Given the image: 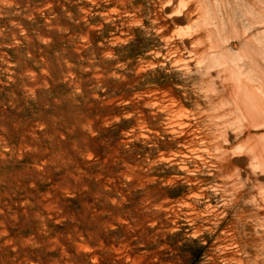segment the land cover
Returning <instances> with one entry per match:
<instances>
[{
	"label": "rangeland",
	"instance_id": "374dc122",
	"mask_svg": "<svg viewBox=\"0 0 264 264\" xmlns=\"http://www.w3.org/2000/svg\"><path fill=\"white\" fill-rule=\"evenodd\" d=\"M185 2L0 0V264H204L221 231L242 240L237 206L190 222L162 205L194 186L166 128L205 131L214 93L187 66Z\"/></svg>",
	"mask_w": 264,
	"mask_h": 264
},
{
	"label": "bare ground",
	"instance_id": "6f19581e",
	"mask_svg": "<svg viewBox=\"0 0 264 264\" xmlns=\"http://www.w3.org/2000/svg\"><path fill=\"white\" fill-rule=\"evenodd\" d=\"M183 5L190 11L186 17L193 33L188 47L193 58L187 66L204 64L206 74L214 70L215 77L204 84L214 93L205 131L196 134L188 118L166 128L181 143L166 155L194 186L176 203L162 205L180 208L190 222L197 216L224 215L227 205L239 207L236 214L247 224L244 237L237 240L221 231L203 263L264 264V0H186ZM174 49L168 54L181 60L183 53ZM168 96L155 100L177 117L175 98ZM204 166L213 177L209 183L192 178ZM209 192L220 203L206 202L201 210L198 200L208 198Z\"/></svg>",
	"mask_w": 264,
	"mask_h": 264
}]
</instances>
